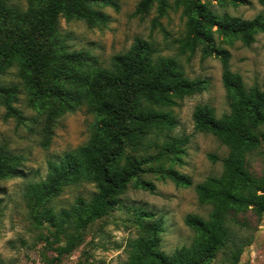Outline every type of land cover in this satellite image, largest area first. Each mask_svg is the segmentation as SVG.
<instances>
[{
	"label": "trees",
	"instance_id": "obj_1",
	"mask_svg": "<svg viewBox=\"0 0 264 264\" xmlns=\"http://www.w3.org/2000/svg\"><path fill=\"white\" fill-rule=\"evenodd\" d=\"M153 1L141 4L148 6ZM157 1L166 5V0ZM257 1L264 5V0ZM184 2L193 37L206 42L210 51L214 33L238 36L249 45L256 33L264 31L262 14L245 20L214 13L209 0ZM26 3L22 9L10 0H0V74L17 64L18 74L43 120L41 146L49 145L55 119L63 113L86 107L95 118L88 144L65 152L58 161H49L47 179L27 187L34 222L51 226V236L65 241L64 250H70L75 241L68 229L83 231L107 214L131 182L154 192V184L142 179V173H157L176 186L193 185L185 174L150 164L162 155L180 161L187 138L171 135L176 117L166 108L175 105L176 99L201 91L204 82L187 78L174 59L160 56L157 48L140 38L125 53L112 57L108 67L100 65L88 51L71 50L58 30V16L83 20L92 27L107 20L97 7L113 5L112 0ZM213 50L222 65V83L231 96L230 112L217 118L208 105H197L192 113L198 130L211 133L229 149L221 160L224 173L195 185L199 201L211 204L213 209L206 220L196 215L185 217V225L196 233V238L190 246L171 254L160 250V221H150L151 214L140 211L138 224L144 236L131 264H206L228 239L231 210L251 206L257 214L264 212V178L254 177L247 161V154L258 148L264 158V91L246 88L242 77L230 69L229 54ZM15 93L16 85L0 86L8 108ZM150 150L156 153L149 154ZM21 168V158L0 145V180L21 176ZM83 181L95 184L89 200L78 197L70 209L58 214L44 207L66 187ZM45 240L51 244L48 236ZM240 253L239 248L233 250L230 264H238Z\"/></svg>",
	"mask_w": 264,
	"mask_h": 264
},
{
	"label": "rangeland",
	"instance_id": "obj_2",
	"mask_svg": "<svg viewBox=\"0 0 264 264\" xmlns=\"http://www.w3.org/2000/svg\"><path fill=\"white\" fill-rule=\"evenodd\" d=\"M10 1L22 9L27 6L26 0ZM112 1L113 5L97 7L107 17L104 23L91 27L83 20L67 19L60 14L58 30L71 50L88 51L104 67L110 65L112 57L129 50L136 38L143 39L157 48L160 56L174 59L187 78L204 82L201 91L176 99L175 105L166 108L176 117L171 135L187 138L180 161L162 155L150 164L185 174L193 185L176 186L157 173H142V179L154 184L153 193L131 182L107 214L83 231L68 229L75 242L70 250H64L65 241L51 236V226L34 222L27 187L47 179L49 161H58L65 152L88 144L95 118L86 107L63 113L55 119L49 145L42 147L43 120L38 117L30 90L14 63L0 74V86L16 85V93L9 100L10 108L0 95V145H6L21 158L23 174L0 180V264H131L144 236L138 224L140 211L151 214L150 221H160L161 251L171 254L177 248L190 246L196 233L185 225V217L196 215L206 220L213 209L211 204L199 201L195 185L209 177H220L224 173L221 160L229 152L217 137L198 130L192 119L197 105H208L217 118L230 112L231 96L222 83V65L213 49L229 54L230 69L242 77L246 88L264 91V31L256 33L249 45L238 36L214 33L210 51L206 42L193 37L184 0H166L165 6L157 0L148 6L141 4L144 0ZM209 1L213 12L219 15L245 20L264 15V5L257 0L237 4L229 0ZM247 161L251 174L264 178L261 149L249 152ZM94 189L95 184L90 181L68 186L44 207L58 214L70 209L78 197L89 200ZM227 227L225 245L206 264H230L235 248L241 251L238 264H264V212L257 214L251 206L231 210ZM46 236L51 244L45 240Z\"/></svg>",
	"mask_w": 264,
	"mask_h": 264
}]
</instances>
